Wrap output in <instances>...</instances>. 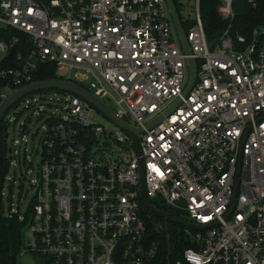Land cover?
I'll use <instances>...</instances> for the list:
<instances>
[{
    "label": "built area",
    "instance_id": "1",
    "mask_svg": "<svg viewBox=\"0 0 264 264\" xmlns=\"http://www.w3.org/2000/svg\"><path fill=\"white\" fill-rule=\"evenodd\" d=\"M173 1L180 20L190 21V54L165 0H0V103L53 62L57 72L69 69L62 78L87 81L117 116L142 129L137 151L126 132L110 120L113 129H104L92 118L95 107L70 93L65 115L44 116L38 145H31L37 154L30 149L33 158L22 161L32 170L40 158L30 200L22 214L10 211L27 229L18 257L171 264L147 236L142 169L150 202L204 225H181L193 247L173 264H264V12L246 32L237 30L235 0H219L226 27L208 38L200 0ZM188 57L197 75L183 95ZM22 98L24 108L34 106L35 98Z\"/></svg>",
    "mask_w": 264,
    "mask_h": 264
},
{
    "label": "trees",
    "instance_id": "2",
    "mask_svg": "<svg viewBox=\"0 0 264 264\" xmlns=\"http://www.w3.org/2000/svg\"><path fill=\"white\" fill-rule=\"evenodd\" d=\"M256 7L252 8L247 0H235V10L239 20L233 23V28L237 30H244L245 32L249 27L257 24L264 12V0H255ZM219 0H200V13L202 23L208 38H214L219 35L226 27V22L219 18L216 12ZM177 12L179 13L176 4ZM181 19V16H180ZM182 26L187 30V23L189 20H181ZM59 78L55 63L47 62L38 68L34 80H43ZM56 92H62L54 90ZM65 93V92H63ZM7 134L3 122L0 125V264H17V258L23 246L22 240V226L21 222L15 213L9 215L1 214L2 207V181L5 173L8 170L11 156L9 155L10 148L6 142ZM151 203L158 209L165 211L176 217H181L175 211L170 210L163 204L151 200ZM141 216L145 222V229L148 238L156 240L159 243L158 254L162 257H167L169 263L173 264L175 260L180 258L182 252L193 247L187 236L183 233V226L169 221H164L162 218L155 216L145 209L141 210ZM162 226V229L159 228Z\"/></svg>",
    "mask_w": 264,
    "mask_h": 264
},
{
    "label": "rangeland",
    "instance_id": "3",
    "mask_svg": "<svg viewBox=\"0 0 264 264\" xmlns=\"http://www.w3.org/2000/svg\"><path fill=\"white\" fill-rule=\"evenodd\" d=\"M180 13L182 16L185 15V11L183 10H180ZM68 74L69 69L67 67L57 72L58 77H65ZM81 85L85 88L89 86L87 81L82 82ZM54 90H42L25 95L24 99L32 100V97L36 99V101L32 102L34 106L24 108L25 105L22 98L5 112L2 119L6 128L7 146L11 149L9 152L11 156L10 163L3 178L1 190V214L4 216L9 215L10 211L22 214L30 200L32 191L29 186V180L34 177L40 158L39 156L34 158L32 170L30 167L25 168V166H22V161L24 157H26L27 161L33 158V155L29 154L30 148L31 145H38L43 129L44 116L50 113L66 114V111L63 110L66 108V103L63 100L67 93L56 92ZM92 118L103 125L104 129H113L112 123L98 112H93ZM34 132L35 134H33ZM17 159L20 160V164H18ZM155 201L158 202V200ZM21 234L23 243L27 244L26 227L22 226ZM17 264H19V257L17 258Z\"/></svg>",
    "mask_w": 264,
    "mask_h": 264
},
{
    "label": "water",
    "instance_id": "4",
    "mask_svg": "<svg viewBox=\"0 0 264 264\" xmlns=\"http://www.w3.org/2000/svg\"><path fill=\"white\" fill-rule=\"evenodd\" d=\"M165 3L167 5L168 13L172 20L173 28H174L176 37L179 41V45L185 54H190V47H189V44H188V41L185 35L184 28L182 26L179 14L177 12L176 5L174 4L173 0H165ZM214 41H215L214 39L209 40L210 46L214 43ZM186 66H187V79H186V83L183 89V95H185L191 89V87L193 86L196 80V75H197V64L194 58L188 57L186 59ZM49 89H55V90H59L65 93H70V94L79 96L82 99L86 100L88 103L94 106L95 109L101 115H103L105 118L113 122L116 126L121 128L124 132H126L134 140L137 151H140L139 145H138V139H137V134L140 131H142L140 127H136L130 122H128L127 120L117 116L114 110L110 107V105L104 102V100L100 96L95 94L93 91L89 90L88 88H85L84 86H82L81 84L75 81L68 80L62 77L36 80L27 85H24L20 88L13 90L0 103V125H1L5 112L13 104H15L18 100H20L22 97L32 92H38V91L49 90ZM178 101L179 100L177 99L172 104L167 106L162 112L158 113L154 118H152L150 121L146 123V126L150 127L154 125L155 123L161 121L163 117L165 115H168L169 112L177 105ZM30 149L31 151L33 150V155L37 154V150H34L33 147H31ZM140 179H141L140 193H141L143 207L146 211H148L149 213L155 216L162 218L163 220H166V221H169L175 224L189 226L191 228H204V225L184 221L174 215H171L165 211H162L156 208L146 196L142 169H141ZM234 197H233V203H234ZM232 207L233 205L231 206L230 211L232 210ZM229 213L226 215V217H228ZM159 228L162 229V226L159 225ZM19 264H32L31 255L26 254V253L21 254L19 256Z\"/></svg>",
    "mask_w": 264,
    "mask_h": 264
},
{
    "label": "flooded vegetation",
    "instance_id": "5",
    "mask_svg": "<svg viewBox=\"0 0 264 264\" xmlns=\"http://www.w3.org/2000/svg\"><path fill=\"white\" fill-rule=\"evenodd\" d=\"M24 160V159H23Z\"/></svg>",
    "mask_w": 264,
    "mask_h": 264
}]
</instances>
